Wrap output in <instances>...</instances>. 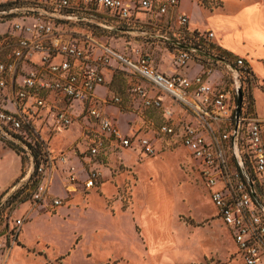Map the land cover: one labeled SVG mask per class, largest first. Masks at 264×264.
<instances>
[{
    "label": "built area",
    "instance_id": "built-area-1",
    "mask_svg": "<svg viewBox=\"0 0 264 264\" xmlns=\"http://www.w3.org/2000/svg\"><path fill=\"white\" fill-rule=\"evenodd\" d=\"M178 1L0 0V148L8 147L21 156L20 181L33 182L26 200L35 205L49 200L51 206H59L62 200L48 193L56 161H65L64 152L54 153L49 144L57 125L90 121L96 127L89 129L93 136L121 148L132 146L135 140L146 156L156 153L159 136L173 138L197 161L217 216L227 226L244 263L264 264V211L253 197L254 192L264 204V126L253 112H240L237 121L234 113L235 78L241 90L255 79L243 57H237L234 64L213 59L223 62V67L195 59V53L203 54L191 48L205 51L196 42L213 44V32L191 27L183 13L174 11L168 16ZM84 22L139 35L146 45L169 50L176 66L192 60L199 63L200 71L192 77L162 72L148 52L130 44L124 45L125 50L115 48L83 27ZM70 24L78 28H67ZM240 68H248V75ZM110 70L125 73V93L131 101H137L142 110L160 114L155 132L127 135L102 110L104 102L122 103L117 93L104 99L94 95ZM213 72L223 81H211ZM75 100L81 106L79 113L74 111ZM234 131L252 190L233 152ZM102 144V140L92 141L86 152L94 157ZM99 175L96 169L90 170L84 187L95 186ZM67 177L77 181L74 174ZM4 218L1 222L0 217L2 258L17 243L24 221L12 212Z\"/></svg>",
    "mask_w": 264,
    "mask_h": 264
},
{
    "label": "rangeland",
    "instance_id": "rangeland-1",
    "mask_svg": "<svg viewBox=\"0 0 264 264\" xmlns=\"http://www.w3.org/2000/svg\"><path fill=\"white\" fill-rule=\"evenodd\" d=\"M179 1V12L186 13L200 29L211 27L214 32V22L218 16L211 17L210 11L214 10L217 14L236 11L239 4L237 0ZM20 20L24 21L23 18ZM26 21L32 22L30 18ZM66 27L78 28L73 24ZM86 29L120 50H125V44L143 49L151 55L160 70L171 71L174 68L186 72L193 64L192 60H188L187 64L176 66L169 50L162 45H146L139 35ZM192 71L195 72L196 67ZM104 87L122 97L121 112L113 105L105 110L115 118L119 116L116 123L119 129L126 131L127 121H130L136 136L156 131L157 115L148 110L134 109L128 103L124 72H105ZM74 102V105L78 104V101ZM54 115L51 114L50 122ZM90 126L83 121H73L68 127L57 125L52 146L56 151H64L69 166L74 168L73 172L80 171L84 162L87 167L99 172L101 182L96 187L86 189L80 180L75 183L68 181L67 170L59 167L57 175H53L49 194L60 198L62 205L55 207L46 204L43 208L32 210L26 223L30 237L28 240L21 239L18 244L27 256L41 264H245L227 226L216 215L217 209L199 175L197 161L185 147L170 138L159 136L153 156H135L132 150L115 147L112 142L93 136L89 129L94 128ZM99 140L103 141L99 153L94 157L89 156L86 147L92 141L96 143ZM150 160L154 162L152 172L145 166ZM22 166L21 156L10 148L5 147L0 152V201L9 181ZM19 183V187L13 189L17 191V197L8 202L6 197L4 199L0 211L1 222L20 203V198L29 197L32 187L21 183L20 179L14 185ZM153 185L165 188L175 200L170 227L165 229V235H157L155 242L151 243L143 230L139 207L143 205L141 191L143 193ZM121 215L127 216L129 231L113 235V224L127 225L125 217L117 218ZM111 218L114 219L113 224ZM26 232L27 227L22 229L21 238H25Z\"/></svg>",
    "mask_w": 264,
    "mask_h": 264
},
{
    "label": "crops",
    "instance_id": "crops-1",
    "mask_svg": "<svg viewBox=\"0 0 264 264\" xmlns=\"http://www.w3.org/2000/svg\"><path fill=\"white\" fill-rule=\"evenodd\" d=\"M237 1L239 2V4L237 5L236 11H230V12L226 11V12H221V14H217L216 12H214V10L210 11L211 17L214 15L218 16V18L214 22V27H213L216 33L211 29V27H206L205 29L211 30L213 32V37L211 38V41L213 44L218 45L221 48L231 52L234 56L243 57L245 61L247 62V64L249 65L253 73L254 79H255V83L249 87L251 95H252V99H253V113L255 117L263 123V126H264V0H237ZM179 2L180 1H178L176 8L172 10V12L168 14V16L173 15L174 11L177 13H183V12H179L177 9V7L179 6ZM183 14L187 15L186 13H183ZM187 17H188V23L191 27L200 29L196 24H193L190 21V18L188 15ZM164 19L166 20L167 18L164 17ZM192 63L193 64L191 66L189 65L190 66L189 70H187L186 72H180L174 68L171 69V71L160 70L158 67L157 68L160 71L165 72V73L171 74V73L178 72L183 75L192 77L197 72L200 71L199 63L195 61H193ZM195 67H196V71L193 72L192 70ZM209 79L211 81H221V82L223 81L220 74L216 72H213L209 76ZM104 86L105 84L99 85L94 89V95L98 99L111 98V96L115 93V92H111L108 87L105 88ZM150 93H153V92L151 91ZM127 100H128V103H130L134 109L142 110L138 106L137 101L136 102L131 101L129 98H127ZM109 105H113L115 108L118 109V111L121 112V109H120L121 104H116L110 101L104 102L101 104L102 110L105 112L107 106ZM74 106H75L74 111L76 113H79L81 110V106L79 104H75ZM148 112L156 114L158 122L160 121V114H158V112H155L152 110ZM105 113L111 118V120L115 124L117 123V118L119 116L115 118V116L114 117L111 116V113H108V112H105ZM75 121H80V123L82 121L86 122L91 125L90 128H95L96 130V127L92 125V122L90 121L83 120V119L81 120L79 119ZM57 131L58 130H53L51 132V135L49 137V144H50L51 150H53L54 153L58 154L64 151L63 150L56 151V149H54L52 146V140L55 137ZM122 132L130 136H136L135 135L136 131H133L132 128L130 127V121H127V130L122 131ZM82 134H85V133L82 132ZM85 135L86 137L89 136V134L88 135L85 134ZM170 139L174 140L173 138H170ZM157 140L155 141V147H157ZM4 149L5 148H0V152ZM125 149L132 150L133 151L132 154L135 156L143 155L140 151L139 146L135 142V140L132 143V146L125 148ZM13 153L15 152L13 151ZM88 162H90L89 159H88ZM153 164L154 162L150 160L146 163L145 166L149 171L152 172L154 171ZM59 167L65 168V170H67L68 175L74 174V176L76 177V180L77 181L80 180L82 182V185H83V181L86 179L88 175V172L92 169H95L92 167H87V165H85V163L82 162V169L78 171L77 173H75L73 172L74 168L69 166V159L67 157H65V161L57 160L56 166L51 173L48 193L50 192V189H51L53 175L59 170ZM69 168L71 169V171ZM21 174H22V169L16 175H14V177H12L11 181H9L8 183V186L2 193V198L7 196L10 193L11 188L21 178ZM55 175H57V173ZM99 179L97 183L95 184V186L93 187H96L99 184V182H101ZM86 189H90V188H86ZM141 196H143L142 197L143 205L139 207V210H140L139 215L143 223V230L145 234H147V236L149 237L150 242L153 243L155 242V237L157 235H165L166 233L165 229L170 227V223H171L170 219L173 215L172 212H173V206H174L175 199L173 196H171L170 192H168L165 188L159 185H153L148 190L144 191L143 193L141 191L140 197ZM31 204L32 203H30L28 200L20 201V203L17 206H15V208L13 209L12 215L16 217H23L24 221L21 225V230L17 237V243L15 244L16 245L15 248L13 249L12 253L8 255L6 258L5 257L2 258L3 256H0V263L2 264H41L38 260H35L34 258L27 256L23 252V248L20 245H18L21 239L28 240L30 237L29 231H28L29 227L26 225V223H27V219H29L30 217L29 215L31 214V212H33L32 210H35L37 207L43 208L44 205L46 204L50 205V201L45 200L39 204H36V205L33 204L35 206H32ZM61 205L55 206V207H60ZM216 215H217V212H216ZM117 218L125 219L127 225L126 227L115 225L113 224L114 219L111 218L110 221L113 224V235L117 233H126L127 231H129V221L127 219V216L121 215ZM26 227H27V232L25 234V238H21L22 229Z\"/></svg>",
    "mask_w": 264,
    "mask_h": 264
},
{
    "label": "trees",
    "instance_id": "trees-1",
    "mask_svg": "<svg viewBox=\"0 0 264 264\" xmlns=\"http://www.w3.org/2000/svg\"><path fill=\"white\" fill-rule=\"evenodd\" d=\"M82 25H84L86 28H96V29L101 30V31L107 30V31L113 32V33H120V32L114 31L112 29H107V28H104V27H101V26H97L95 24H91L89 22H84V24H82ZM134 27H137V26H134ZM168 45H169V47H171L170 44H168ZM196 45L200 46L201 49L207 51L208 53H210L212 55H215L216 57H218V58H220V59H222V60H224V61H226L227 63H230V64H234L235 60L237 58V56H234L231 52L221 48L218 45H214V44H210V43L202 44V43H198V42H196ZM194 57H195V59L201 60L203 62L213 63V64L219 65L221 67L224 66L223 62L216 61V60H213V59H209V58H207L206 56H203V55H199V54L195 53ZM240 69L243 70V72H242L243 74L248 75V72H249L248 68H240ZM249 87H250V85L246 86V88L245 89L243 88V90H242L241 113L250 114V113L253 112V99H252V95H251ZM26 184L29 185V187H33V182H29V183H26ZM14 197H17V191H13L12 193H10L7 196V198H6V201L7 202L9 200L13 201ZM19 200L20 201H24V200H26V198H20ZM106 264H108V263H106Z\"/></svg>",
    "mask_w": 264,
    "mask_h": 264
},
{
    "label": "water",
    "instance_id": "water-1",
    "mask_svg": "<svg viewBox=\"0 0 264 264\" xmlns=\"http://www.w3.org/2000/svg\"><path fill=\"white\" fill-rule=\"evenodd\" d=\"M104 28H108V29H113V30H116L117 28L114 27V26H111V25H105L103 24L102 25ZM176 44H178L177 42H175ZM192 50L194 51H198L200 52L201 54L209 57V58H212V59H220L218 57H216L215 55H212L208 52H205V51H201V50H197L196 48H191ZM235 93H236V105H235V118H236V121L238 120L239 116H240V112H241V105H242V90H241V87L239 86V84L237 83V80L235 78ZM232 143H233V152H234V155L236 157V160H237V163L240 167V170L244 176V178L246 179L247 183L250 185L251 187V190H252V184H251V180L249 178V175H248V172L245 168V165L243 163V160L241 158V155H240V152H239V148L237 146V144L235 143V131H234V134L232 136ZM16 185H14L15 187ZM253 192V191H252ZM253 197L254 199L256 200V202L260 205V207L263 209L264 211V204L261 202V200L258 198V196L253 192Z\"/></svg>",
    "mask_w": 264,
    "mask_h": 264
}]
</instances>
